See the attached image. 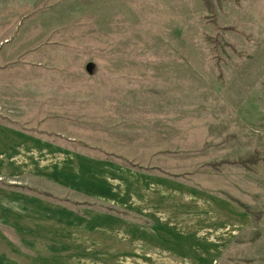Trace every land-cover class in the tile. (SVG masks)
Segmentation results:
<instances>
[{"label": "rangeland", "instance_id": "obj_1", "mask_svg": "<svg viewBox=\"0 0 264 264\" xmlns=\"http://www.w3.org/2000/svg\"><path fill=\"white\" fill-rule=\"evenodd\" d=\"M212 1L0 0V264H264V0Z\"/></svg>", "mask_w": 264, "mask_h": 264}, {"label": "trees", "instance_id": "obj_2", "mask_svg": "<svg viewBox=\"0 0 264 264\" xmlns=\"http://www.w3.org/2000/svg\"><path fill=\"white\" fill-rule=\"evenodd\" d=\"M203 1H204L205 6L207 7V9L209 11L213 12V10H214L213 9V1L212 0H203ZM260 160L264 161V158L260 159L256 155H252V156L248 157L247 159L240 161L238 164L243 166V167L249 168L251 166L256 165L257 162ZM44 195L48 196L47 194H44ZM240 207H242L248 214H250V211L246 206L240 205Z\"/></svg>", "mask_w": 264, "mask_h": 264}, {"label": "crops", "instance_id": "obj_3", "mask_svg": "<svg viewBox=\"0 0 264 264\" xmlns=\"http://www.w3.org/2000/svg\"><path fill=\"white\" fill-rule=\"evenodd\" d=\"M30 27H31V25H30ZM13 29H9V27H5V29L2 31V32H0V51H1V53L0 54H7L8 52H10V51H13L12 50V45L11 46H6L5 47V45H9L10 44V42L11 41H7V40H10V38L12 37V32L14 31H12ZM31 31H33V29H32V27H31ZM35 34L37 33L38 34V32L39 31H37L36 30V27H35V30L33 31ZM37 36V35H36ZM2 41L4 42L3 44H1L2 43ZM7 41V43H5ZM12 44V43H11ZM5 47V48H4ZM10 48V49H9ZM119 165V164H118ZM121 166V165H120ZM200 264H206V263H204L203 261L202 262H200Z\"/></svg>", "mask_w": 264, "mask_h": 264}]
</instances>
